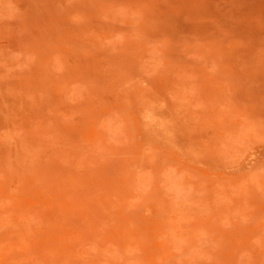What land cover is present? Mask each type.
Masks as SVG:
<instances>
[{"label": "rangeland", "instance_id": "374dc122", "mask_svg": "<svg viewBox=\"0 0 264 264\" xmlns=\"http://www.w3.org/2000/svg\"><path fill=\"white\" fill-rule=\"evenodd\" d=\"M0 264H264V0H0Z\"/></svg>", "mask_w": 264, "mask_h": 264}]
</instances>
